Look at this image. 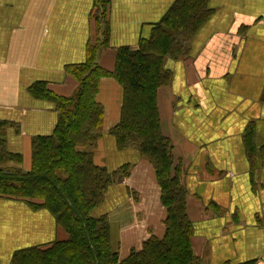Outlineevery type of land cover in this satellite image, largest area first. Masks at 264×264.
<instances>
[{"label":"crops","instance_id":"1","mask_svg":"<svg viewBox=\"0 0 264 264\" xmlns=\"http://www.w3.org/2000/svg\"><path fill=\"white\" fill-rule=\"evenodd\" d=\"M175 0H0V129L6 151L20 158L7 170L31 171L32 142L51 136L58 113L36 99L38 83L69 98L88 45L104 39L98 66L113 72L119 48L136 50ZM211 14L180 59H165L171 81L157 93L162 133L186 192L191 249L199 264H264V0H209ZM104 15V19L101 16ZM103 134L93 161L110 172L130 166L103 205L119 261L165 233L166 210L149 162L119 151L109 132L120 120L123 90L110 77L98 84ZM46 210L0 198V264L15 253L65 241Z\"/></svg>","mask_w":264,"mask_h":264},{"label":"trees","instance_id":"2","mask_svg":"<svg viewBox=\"0 0 264 264\" xmlns=\"http://www.w3.org/2000/svg\"><path fill=\"white\" fill-rule=\"evenodd\" d=\"M208 1L175 0L136 50L118 49L113 72L96 63L107 44V29L101 28L97 16V31L104 39L87 46L84 64L69 68L79 84L75 94L58 97L42 83L30 88L33 97L54 105L57 125L51 136L33 140L29 173L3 167L20 158L6 151L0 129V198L23 200L33 210L48 211L67 239L19 251L11 264H199L191 249L186 192L178 167L173 166L172 144L161 129L157 93L171 81L165 59L185 57L191 40L209 19ZM107 77L123 90L120 120L109 134L119 151L134 149L150 163L166 210L164 237L150 238L141 251H132L122 261L111 247L107 216L94 215L108 188L130 174L129 165L110 172L93 161L104 116L96 95L100 79Z\"/></svg>","mask_w":264,"mask_h":264},{"label":"rangeland","instance_id":"3","mask_svg":"<svg viewBox=\"0 0 264 264\" xmlns=\"http://www.w3.org/2000/svg\"><path fill=\"white\" fill-rule=\"evenodd\" d=\"M94 152H95V149H94Z\"/></svg>","mask_w":264,"mask_h":264}]
</instances>
